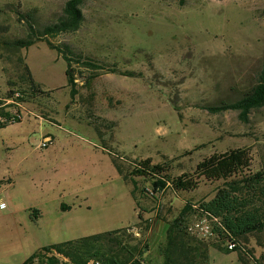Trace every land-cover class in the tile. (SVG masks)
Masks as SVG:
<instances>
[{
	"label": "rangeland",
	"instance_id": "374dc122",
	"mask_svg": "<svg viewBox=\"0 0 264 264\" xmlns=\"http://www.w3.org/2000/svg\"><path fill=\"white\" fill-rule=\"evenodd\" d=\"M66 1L0 0V100L23 105L13 107L20 112L10 114L14 121L0 105V264H22L48 239L66 241L62 232L42 238L53 221L73 224L69 240L135 227L134 180L150 211L143 210V228L178 214L185 199L216 194L219 182L203 181L184 192L166 188L155 199L142 191L151 181L130 174L141 159L168 161L178 176L214 152L246 147L253 168L264 169V106L248 121L239 110L205 107L235 101L257 82L264 0H84L80 28L49 37L101 66L78 65L96 77H78L75 97L66 59L45 40L18 49L4 43L29 32L19 11H32L30 21L42 28L64 14ZM20 57L42 91L23 79ZM45 136L51 142L42 146ZM243 243L230 252L212 246L210 264H264V232Z\"/></svg>",
	"mask_w": 264,
	"mask_h": 264
},
{
	"label": "trees",
	"instance_id": "16d2710c",
	"mask_svg": "<svg viewBox=\"0 0 264 264\" xmlns=\"http://www.w3.org/2000/svg\"><path fill=\"white\" fill-rule=\"evenodd\" d=\"M83 1L67 0L64 14L57 21L46 24L42 28H37L30 21L33 18L32 11H19L22 18L28 19L27 36L4 40L7 46L15 49L28 47L40 40H45L51 48L58 50L67 61L66 74L72 97L78 93V77L86 79L87 82L96 77L95 72L85 76L84 72L79 70L78 65L82 62L92 70L101 68V66L77 54L65 43L55 44L49 37L64 32H73L80 28L84 20L81 7ZM0 29L5 30V27L0 26ZM20 60L27 74V77L23 79L30 83L32 90L42 91L34 80L28 65L23 58L20 57ZM110 71L120 72L121 70L113 67ZM123 73L133 75L129 71ZM11 93L14 94L15 91L8 93V98L13 96ZM16 98L24 100L23 95ZM0 104L4 102L0 100ZM15 105V103L8 104V106ZM262 106H264V62L257 82L239 99L205 107L214 113L229 109L239 110L240 117L248 121L251 111ZM18 112L19 110L14 115ZM9 115L8 111V121L18 119ZM0 125H2L1 122ZM130 174L150 180L152 188L143 187L142 191L151 192L155 199H158V194L166 188H172L175 192H184L198 188L203 181L219 182L214 197L198 203L188 200L181 213L171 221L168 228L170 247L177 241L180 233L192 234L187 230L189 215L209 214L221 219L225 228L217 227L216 236L207 238V241L224 252L243 247V241L247 240L249 234L264 232V169L253 168V158L249 148L237 147L224 152H214L199 161L194 172H184L178 176L169 174L168 161L153 163L152 158L148 157L138 161ZM134 184L133 197L137 208L141 209L137 195V180H134ZM138 215L142 219L140 211ZM140 229V232L144 231V228ZM233 238L238 242L237 247L229 249L225 242ZM149 247V243L144 242L142 236L136 235L132 227H123L45 246L30 255L22 264H43L47 252H57L75 264H85L90 260H98L101 264H149L146 258ZM164 264H178L172 257L170 249L166 252Z\"/></svg>",
	"mask_w": 264,
	"mask_h": 264
},
{
	"label": "crops",
	"instance_id": "0c3cea01",
	"mask_svg": "<svg viewBox=\"0 0 264 264\" xmlns=\"http://www.w3.org/2000/svg\"><path fill=\"white\" fill-rule=\"evenodd\" d=\"M0 105L3 106V108H5V111H9L10 114L11 113L15 114V112L19 110V109L15 110L13 108L14 106H8V104H0ZM15 106H18L19 108L23 107V105H15ZM187 201H188L187 199L184 200L183 205L178 211V214H176L173 217H169L167 219L159 216L155 218H151V220L155 219L154 223L150 227L147 226L144 227V231L142 232L139 231L141 230L140 228H143V226L140 225L141 221L145 220L146 217V216L144 217L145 212L149 213L150 211L140 203L141 209L137 208L138 209L137 211L138 213L139 211L142 213V219H140V221L135 224V227L132 228L133 230H135L136 235L142 236L143 239L146 242H148L150 245L149 250L146 253V258L149 264H164L166 252L168 251V249H170V253L172 257L176 260L178 264H210V248L215 245L209 243L207 241L208 239L206 238H202L201 236H198L196 234L183 235L180 233L177 237V241L171 247L169 246L168 228L170 226L171 221L181 213V210L183 209ZM3 203L4 201L1 203L0 207H2ZM63 208L65 210H72L73 207L69 205H63ZM143 210H145V212ZM194 216L196 217V215H189L188 224L195 219ZM61 225H64L66 227V230L59 229L58 227ZM70 225L64 224L61 221H53V226H51V228L49 229V233L47 234L43 233L44 235L42 238L46 239V236H48V238H55V236H58L62 232L64 238H67L65 239L67 241L69 240L68 238H72V237H66L67 234L70 233L69 231H73V232L75 231V230H71V227H67ZM84 236H87V234ZM56 240L58 239H54V241L51 240L49 241L48 239V241H44V243H40L38 246L40 248H43L45 246H49L51 244L61 242ZM242 258L244 259V262H246L245 258L244 257Z\"/></svg>",
	"mask_w": 264,
	"mask_h": 264
},
{
	"label": "built area",
	"instance_id": "2783aa9c",
	"mask_svg": "<svg viewBox=\"0 0 264 264\" xmlns=\"http://www.w3.org/2000/svg\"><path fill=\"white\" fill-rule=\"evenodd\" d=\"M17 96H19V93H17ZM21 104L22 103H17V105H21ZM49 142H51V137L49 136L45 137L42 146H47ZM3 206H5V203L2 204V207ZM217 227L225 228L220 218L209 214H202V215H197L195 219L187 225V230L192 234H196L198 236H201L202 238L207 239L216 236L215 230ZM237 244L238 242L235 238L226 240V246L229 249L236 248ZM43 264H75V263H73L69 258L58 254L57 252H47L44 256ZM85 264H101V263L98 260H90Z\"/></svg>",
	"mask_w": 264,
	"mask_h": 264
}]
</instances>
